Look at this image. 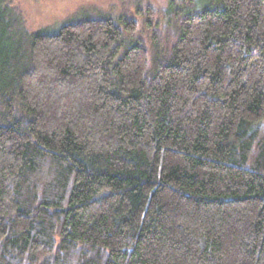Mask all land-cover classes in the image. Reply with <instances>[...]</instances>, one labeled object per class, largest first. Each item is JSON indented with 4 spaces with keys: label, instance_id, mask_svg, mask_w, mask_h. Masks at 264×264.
I'll use <instances>...</instances> for the list:
<instances>
[{
    "label": "trees",
    "instance_id": "1",
    "mask_svg": "<svg viewBox=\"0 0 264 264\" xmlns=\"http://www.w3.org/2000/svg\"><path fill=\"white\" fill-rule=\"evenodd\" d=\"M82 14L0 0V264H264V0Z\"/></svg>",
    "mask_w": 264,
    "mask_h": 264
},
{
    "label": "rangeland",
    "instance_id": "2",
    "mask_svg": "<svg viewBox=\"0 0 264 264\" xmlns=\"http://www.w3.org/2000/svg\"><path fill=\"white\" fill-rule=\"evenodd\" d=\"M204 6L209 0H196ZM156 2L167 7L170 0H19L26 11L29 26L34 31H53L79 14L130 13L136 6Z\"/></svg>",
    "mask_w": 264,
    "mask_h": 264
}]
</instances>
